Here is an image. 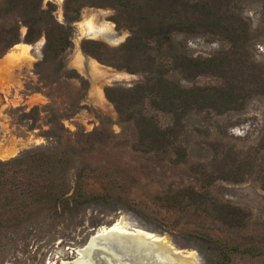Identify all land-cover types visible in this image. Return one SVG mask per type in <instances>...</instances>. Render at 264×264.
Wrapping results in <instances>:
<instances>
[{"label": "rangeland", "instance_id": "374dc122", "mask_svg": "<svg viewBox=\"0 0 264 264\" xmlns=\"http://www.w3.org/2000/svg\"><path fill=\"white\" fill-rule=\"evenodd\" d=\"M46 1L65 23L64 0ZM162 15L184 25L170 32L177 51L204 64L189 75L174 70L169 56L156 63L182 87L222 96L213 104L197 90L183 127L170 136L157 131L156 140L139 131L140 117L152 116L163 130L174 119L147 92L132 97L131 88L150 77L142 56L127 59L125 44L132 23ZM72 24L71 46L44 63V35L28 41L18 16L0 17V161L57 148L68 161L54 178L66 181L61 198L73 193L76 168L78 194L104 196L72 210L61 204L52 217L37 199L42 189L53 200L59 188L40 186L34 172L15 177L5 190L21 179L29 204L0 200V264L70 263L94 229L116 221L155 232L180 259L193 255V264H211L215 242L231 264H264V0H106L82 6ZM84 39L100 42L102 57L117 66L84 51ZM108 86L122 99L121 113ZM105 250L91 248L93 264Z\"/></svg>", "mask_w": 264, "mask_h": 264}, {"label": "trees", "instance_id": "16d2710c", "mask_svg": "<svg viewBox=\"0 0 264 264\" xmlns=\"http://www.w3.org/2000/svg\"><path fill=\"white\" fill-rule=\"evenodd\" d=\"M44 0H3L2 7L0 9V17L4 14H11L18 16L21 21L27 27L25 34V39L31 41L43 34L45 37V42L43 45V62H47L51 59L58 57L63 51L69 48L72 44L71 37L74 32L73 21L77 20L79 17V12L82 6L85 4H99L100 2H106V0H64V14L65 23H58L53 17L54 4L50 1H46L43 5ZM183 23L176 21H169L165 19V15H162L159 19L153 20H142L132 23L130 36L127 38L125 47L128 52L127 59L129 58H139L142 56L141 64L144 72L148 74V82L137 83L133 88H131L132 97L140 96L144 92H147V96L150 101L156 103L159 108H163L170 112L174 119V126L166 128L167 130L161 129L152 116H141L139 120V131H145L146 135L154 136L156 140L157 131H162V134L168 133L169 136L175 134L183 127V117L186 114V107L191 103L199 101V93L197 90L206 92L205 98H208L213 104L218 95L222 94L214 92H209L212 89L204 90L201 88H191L190 90L182 87L178 82L166 76L167 71L162 69L161 65L156 63V57L169 56L174 60L175 69H179L182 72H187V74H196L202 72V65L204 62L192 58L182 51H177L174 46V42L170 36L172 29L176 26H184ZM17 41L16 37L9 40V45ZM151 42L153 45H151ZM81 48L84 51H89L98 59L103 60L109 64L117 66L115 62L111 61V58H103V53L99 51L101 48V43L92 39H84L81 42ZM152 52H155L153 54ZM152 75V76H151ZM154 75V76H153ZM150 81V82H149ZM115 91L112 87L105 88L106 96L115 103L118 111L122 112V99L116 98L113 94ZM154 94L160 96V101L153 98ZM224 94H229L225 92ZM131 95V94H130ZM178 128V129H175ZM168 131V132H163ZM168 143H172L168 139ZM67 159L59 155L57 148L53 149L51 147H46L43 149L29 150L16 157L10 158L5 161H0V190L3 191L0 200L19 201L18 204L21 206H28V196L27 192H30L28 187L22 185L21 179L17 182L13 181V189L9 190L13 194L10 197V191H6V185L11 181L15 180V177H24L26 174L35 173L38 177V183L40 186L46 185L47 189H51L55 186L58 192L52 197L49 196L47 190L45 193L41 189V198L37 199L42 209H53L52 217L57 216L59 213L56 211L61 204H64L66 209L72 210L73 208H79L84 204L103 198L104 194L83 196V194H78L77 190L81 187V171H74L73 177L70 178L73 186V193L61 198L62 194L66 191L65 184L66 181L56 183L55 177L58 171H63L67 166ZM74 168L75 166H72ZM68 170V169H67ZM70 172V171H69ZM65 176L63 175V178ZM27 185H31L28 182ZM43 188V187H42ZM195 195L199 196L198 191L191 190ZM14 196L16 198L14 199ZM6 204V203H5ZM51 205V206H50ZM229 207V212L226 213V218L232 220V206ZM233 213L235 216H241V211L234 208ZM251 239H254L251 237ZM263 241L264 239H258ZM216 248H220L216 255L211 259V264H231L227 260L225 251L223 248L214 243Z\"/></svg>", "mask_w": 264, "mask_h": 264}, {"label": "water", "instance_id": "95a60500", "mask_svg": "<svg viewBox=\"0 0 264 264\" xmlns=\"http://www.w3.org/2000/svg\"><path fill=\"white\" fill-rule=\"evenodd\" d=\"M109 227L110 226H107V230L103 232H97L96 229H94L93 234H91L86 243V246H91V248L96 245L105 248L106 245L104 244L108 242L111 243V249H106L108 255L99 256L98 264H111L114 258L113 255L119 256L121 261L125 264L132 263L138 256H141V258L146 256L148 260L153 261L155 264H167V261L155 251L158 246L162 245L159 241H155L153 238L147 236L138 237L135 235L133 229L130 230L131 232H118L109 230ZM91 237L93 241L92 245L90 244ZM176 249L177 248L172 244L167 247L168 256H170L171 259L180 258L175 252ZM76 253L78 256L80 255L78 250H76Z\"/></svg>", "mask_w": 264, "mask_h": 264}, {"label": "bare ground", "instance_id": "6f19581e", "mask_svg": "<svg viewBox=\"0 0 264 264\" xmlns=\"http://www.w3.org/2000/svg\"><path fill=\"white\" fill-rule=\"evenodd\" d=\"M22 45V44H21ZM16 46H20V44H16ZM20 48V47H19ZM12 58L14 57V59H17V56L11 54L10 55ZM16 57V58H15ZM134 230L135 235L139 236H147L149 238H153L155 241H159L162 245L158 246L155 251L161 255L165 261H167V264H193V255L190 257L192 259H187V260H182L180 258H176V259H171L170 256H168V250H167V245L163 242H161L160 240H162V237L160 236H156L154 235L152 232L146 231L144 229L141 228H135L134 226H129V225H122L120 221H116L115 223H113L112 225H110L109 230H113V231H120V232H131L130 230ZM107 230V226H102L99 227L96 231L97 232H103ZM92 241V237L90 239V244L92 245L93 241ZM136 242V241H135ZM105 248L107 249H111V243L108 242L106 244ZM166 247V248H165ZM77 250L80 252V255L78 257H76L73 261H71L70 263L68 261H61L60 264H93V260L91 258L90 255V251H91V246L87 247L86 244L84 246H82V248H77ZM76 251V250H75ZM106 251V250H105ZM114 258L112 259V263L111 264H125L124 262L121 261V259L119 258V256L117 255H113ZM92 260V261H91ZM99 263V261H97V264ZM50 264H55V263H50ZM130 264H155L153 261L148 260V257L144 256L141 258V256L138 258H136V260L132 261V263Z\"/></svg>", "mask_w": 264, "mask_h": 264}]
</instances>
